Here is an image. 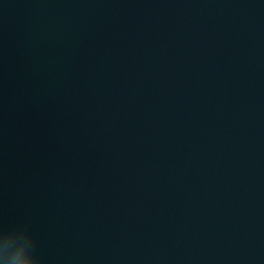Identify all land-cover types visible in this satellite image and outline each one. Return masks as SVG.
Segmentation results:
<instances>
[{
    "label": "water",
    "instance_id": "water-1",
    "mask_svg": "<svg viewBox=\"0 0 264 264\" xmlns=\"http://www.w3.org/2000/svg\"><path fill=\"white\" fill-rule=\"evenodd\" d=\"M41 264H264V0H0V231Z\"/></svg>",
    "mask_w": 264,
    "mask_h": 264
},
{
    "label": "clouds",
    "instance_id": "clouds-1",
    "mask_svg": "<svg viewBox=\"0 0 264 264\" xmlns=\"http://www.w3.org/2000/svg\"><path fill=\"white\" fill-rule=\"evenodd\" d=\"M0 264H41L36 239L26 226L0 231Z\"/></svg>",
    "mask_w": 264,
    "mask_h": 264
}]
</instances>
